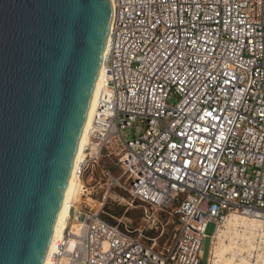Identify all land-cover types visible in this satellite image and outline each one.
Here are the masks:
<instances>
[{
    "label": "built area",
    "instance_id": "2783aa9c",
    "mask_svg": "<svg viewBox=\"0 0 264 264\" xmlns=\"http://www.w3.org/2000/svg\"><path fill=\"white\" fill-rule=\"evenodd\" d=\"M111 1L84 200L50 264H201L209 223L213 264L230 215L264 229V0ZM109 201L142 204L141 224L107 219Z\"/></svg>",
    "mask_w": 264,
    "mask_h": 264
},
{
    "label": "water",
    "instance_id": "95a60500",
    "mask_svg": "<svg viewBox=\"0 0 264 264\" xmlns=\"http://www.w3.org/2000/svg\"><path fill=\"white\" fill-rule=\"evenodd\" d=\"M112 16L111 0H0V264H44Z\"/></svg>",
    "mask_w": 264,
    "mask_h": 264
},
{
    "label": "bare ground",
    "instance_id": "6f19581e",
    "mask_svg": "<svg viewBox=\"0 0 264 264\" xmlns=\"http://www.w3.org/2000/svg\"><path fill=\"white\" fill-rule=\"evenodd\" d=\"M104 83L105 72L102 63L72 173L68 181L64 200L59 211L44 264L51 263V254L55 248V239L61 236L63 230L68 225V202L74 199L82 184L81 179L76 174V170L83 157L84 147L89 141V130L94 121L95 111L98 108V96ZM216 238L217 240L213 247V264H264V229L262 222L257 218H249L233 213L227 218V221L219 230Z\"/></svg>",
    "mask_w": 264,
    "mask_h": 264
},
{
    "label": "rangeland",
    "instance_id": "374dc122",
    "mask_svg": "<svg viewBox=\"0 0 264 264\" xmlns=\"http://www.w3.org/2000/svg\"><path fill=\"white\" fill-rule=\"evenodd\" d=\"M172 102L175 101V98L171 100ZM111 164L110 160L107 158L103 159L100 162V165L108 166ZM95 175L98 177L99 174V167H96L95 169ZM121 196H123L126 200H128V194L125 191L119 192ZM84 197L81 198V195L78 191L77 195L74 197L73 200H78V202H82ZM89 203L92 202V200L88 201ZM92 205L96 208L100 207L99 204L95 203ZM106 212H109L110 215H112L114 218L110 217L109 215H106L103 213V216H105L107 219L118 222L121 221V224L123 222L127 224H132L133 227L139 226L141 224V219L144 214V208L142 204L135 202L132 206L127 204V202L122 201V203H116L109 201L106 204V208L104 209ZM215 229V225L213 223H209L206 228V234L207 237L204 239L202 244V251H203V257L201 264H209V257H210V250L212 247V239L211 235L213 234ZM216 242V240H215Z\"/></svg>",
    "mask_w": 264,
    "mask_h": 264
}]
</instances>
